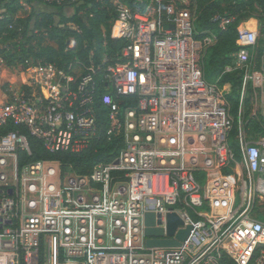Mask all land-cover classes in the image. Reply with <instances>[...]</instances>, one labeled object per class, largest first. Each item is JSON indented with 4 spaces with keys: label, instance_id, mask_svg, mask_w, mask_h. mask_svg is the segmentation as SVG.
Returning <instances> with one entry per match:
<instances>
[{
    "label": "built area",
    "instance_id": "2783aa9c",
    "mask_svg": "<svg viewBox=\"0 0 264 264\" xmlns=\"http://www.w3.org/2000/svg\"><path fill=\"white\" fill-rule=\"evenodd\" d=\"M183 1L137 0L132 8L114 0L112 37L123 40L114 62L76 60L67 72L27 58L17 76L0 51V129L20 127L57 155L20 162L19 152L31 153L26 134L0 133V264H218L222 254L264 264V219L253 213L255 192L264 195V136L249 139L239 120L236 159L226 89L206 81L201 63L216 36L196 38L195 9ZM211 20L225 30L234 17ZM259 35L238 25L233 68L243 72L240 103L249 89L264 116ZM111 91L134 105L121 113ZM97 101L123 145L79 175L62 154L91 145ZM146 212L163 237L175 212L177 230L191 225L186 239L148 247Z\"/></svg>",
    "mask_w": 264,
    "mask_h": 264
},
{
    "label": "trees",
    "instance_id": "16d2710c",
    "mask_svg": "<svg viewBox=\"0 0 264 264\" xmlns=\"http://www.w3.org/2000/svg\"><path fill=\"white\" fill-rule=\"evenodd\" d=\"M120 1L132 8L137 4V0ZM23 2L0 0V43L12 47L8 51L0 47L7 65L17 67L27 58L40 59L69 72V65L76 60L88 64L91 59L98 64L106 55L110 62L115 61L123 40L112 37V24L116 17L114 0H25L30 6V13L26 17H18L17 12L22 9ZM192 6L195 9L196 38L202 39L209 34L216 36V41L202 57L203 75L206 79H214L217 85L230 86L225 94L233 119L229 146L239 159V120L247 137L255 139L264 136V116L253 109L249 89L240 103L243 72L233 68L234 53L238 49L237 27L251 19L259 21V52L256 59L259 64L260 49L264 46V0H192ZM68 8L72 10L70 13L67 12ZM215 14L233 16L234 20L225 30H221L218 23L211 20ZM70 40L73 41L72 48L67 47ZM227 66L231 67L229 71L225 69ZM111 94L119 103L121 113L134 105L131 96L119 95L115 91H111ZM94 109L96 134L91 145L77 154H62L63 161L70 162L79 175L88 174L93 165L99 162L111 161L123 145L122 134L109 131L108 108L97 101ZM13 128L24 132L20 127L9 125L0 129V133ZM24 133L31 153L19 152L20 162L57 158L56 154L48 153L40 141ZM218 264L235 263L222 254Z\"/></svg>",
    "mask_w": 264,
    "mask_h": 264
},
{
    "label": "water",
    "instance_id": "95a60500",
    "mask_svg": "<svg viewBox=\"0 0 264 264\" xmlns=\"http://www.w3.org/2000/svg\"><path fill=\"white\" fill-rule=\"evenodd\" d=\"M164 28H172V25H165ZM159 216V215H158ZM166 235L163 237L164 230L161 227H155V214L153 212H146L144 214V234L147 236L146 245L148 247H176L184 241L191 229V225L185 228L182 226L180 218L175 212L167 213ZM159 223V221H157Z\"/></svg>",
    "mask_w": 264,
    "mask_h": 264
},
{
    "label": "crops",
    "instance_id": "0c3cea01",
    "mask_svg": "<svg viewBox=\"0 0 264 264\" xmlns=\"http://www.w3.org/2000/svg\"><path fill=\"white\" fill-rule=\"evenodd\" d=\"M247 22L249 21L241 22V24H245ZM223 86L225 87L227 93L230 90V86L228 84H224ZM255 194L256 195L253 196L254 198L253 213L255 214V216L257 215L256 217H258L259 219H264V195L258 192H255Z\"/></svg>",
    "mask_w": 264,
    "mask_h": 264
},
{
    "label": "rangeland",
    "instance_id": "374dc122",
    "mask_svg": "<svg viewBox=\"0 0 264 264\" xmlns=\"http://www.w3.org/2000/svg\"><path fill=\"white\" fill-rule=\"evenodd\" d=\"M24 2V4H23V7H22V9H20L18 12H17V16L18 17H26L29 13H30V6H28L27 5V3L25 2V0H23ZM184 1H186V0H184ZM184 1H183V3H184ZM188 1H190V2H192V0H188ZM190 2H186V5H189L190 4ZM41 7H43V6H41ZM72 10L70 9V8H68L67 9V12H71ZM252 20H255V22H256V27L259 29V21L257 20V19H251V20H249V21H252ZM72 40H70V42H71ZM4 46V44L3 43H0V47H3ZM73 47V45H70L68 48H72ZM30 59V58H29ZM233 62H234V59H233ZM13 72H15V73H17V76H19V72H18V70H17V67H14V71ZM206 79V78H205ZM206 81L208 82V83H211V84H216V81H214V79H206Z\"/></svg>",
    "mask_w": 264,
    "mask_h": 264
},
{
    "label": "bare ground",
    "instance_id": "6f19581e",
    "mask_svg": "<svg viewBox=\"0 0 264 264\" xmlns=\"http://www.w3.org/2000/svg\"><path fill=\"white\" fill-rule=\"evenodd\" d=\"M255 25H256V22L254 20H252V21H249V22L243 24V27H246V28H255Z\"/></svg>",
    "mask_w": 264,
    "mask_h": 264
}]
</instances>
